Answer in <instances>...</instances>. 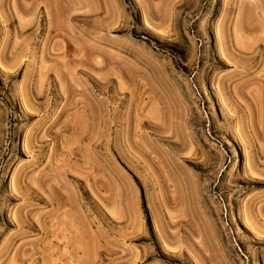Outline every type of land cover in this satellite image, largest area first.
<instances>
[{"label": "rangeland", "instance_id": "rangeland-1", "mask_svg": "<svg viewBox=\"0 0 264 264\" xmlns=\"http://www.w3.org/2000/svg\"><path fill=\"white\" fill-rule=\"evenodd\" d=\"M0 264H264V0H0Z\"/></svg>", "mask_w": 264, "mask_h": 264}, {"label": "trees", "instance_id": "trees-1", "mask_svg": "<svg viewBox=\"0 0 264 264\" xmlns=\"http://www.w3.org/2000/svg\"><path fill=\"white\" fill-rule=\"evenodd\" d=\"M147 223L149 224V219H147Z\"/></svg>", "mask_w": 264, "mask_h": 264}]
</instances>
